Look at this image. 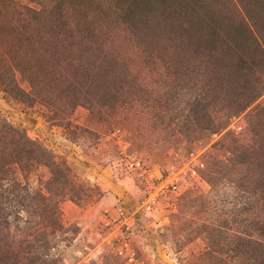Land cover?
<instances>
[{"label": "rangeland", "instance_id": "1", "mask_svg": "<svg viewBox=\"0 0 264 264\" xmlns=\"http://www.w3.org/2000/svg\"><path fill=\"white\" fill-rule=\"evenodd\" d=\"M0 264H264V0H0Z\"/></svg>", "mask_w": 264, "mask_h": 264}]
</instances>
